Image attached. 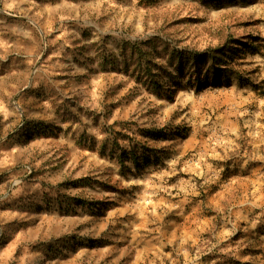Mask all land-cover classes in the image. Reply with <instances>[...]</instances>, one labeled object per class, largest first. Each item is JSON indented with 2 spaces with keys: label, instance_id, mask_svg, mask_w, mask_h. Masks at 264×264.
<instances>
[{
  "label": "rangeland",
  "instance_id": "obj_1",
  "mask_svg": "<svg viewBox=\"0 0 264 264\" xmlns=\"http://www.w3.org/2000/svg\"><path fill=\"white\" fill-rule=\"evenodd\" d=\"M0 264H264V0H0Z\"/></svg>",
  "mask_w": 264,
  "mask_h": 264
},
{
  "label": "trees",
  "instance_id": "obj_2",
  "mask_svg": "<svg viewBox=\"0 0 264 264\" xmlns=\"http://www.w3.org/2000/svg\"><path fill=\"white\" fill-rule=\"evenodd\" d=\"M149 44L148 46L152 45V40L148 41ZM161 42V41H160ZM162 53H158V56L160 57H167L166 61H167V65H169L174 73H179L183 70V68L185 67L186 64H188L190 61L194 62V60H196V55H190V56H186V55H182L180 52L177 51H168L166 47H164L165 43H162ZM125 51L129 52V55L132 56V65H133V69L132 71L136 73L137 75L141 74L142 72H147L149 74H151V69L149 68V65L146 63L148 60L146 59L144 52L142 51V45H139L137 43L134 44H128L126 45V48L124 49ZM205 58L207 57L206 54H204ZM217 56L212 55L210 57L209 60V64L207 66L204 67V70L200 73L199 69H200V62L196 61L194 68H195V78H194V82L195 85H199L201 82L202 78H206V79H210L211 78V74L215 73L214 69H218V63H217ZM131 64V63H130ZM156 70V72L153 75H149L148 79L145 80V84L148 88H152V89H158V85H159V75H161L162 73H169L167 67H165L164 65H161L160 63H153L152 64ZM210 74V75H209ZM137 77V76H134ZM125 153V152H123ZM126 154V153H125ZM136 153L132 152L131 153V157L133 158V162L135 163V165L137 166L138 163L143 162L146 160L144 155H140L139 157H137V155H135Z\"/></svg>",
  "mask_w": 264,
  "mask_h": 264
}]
</instances>
